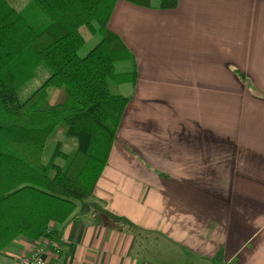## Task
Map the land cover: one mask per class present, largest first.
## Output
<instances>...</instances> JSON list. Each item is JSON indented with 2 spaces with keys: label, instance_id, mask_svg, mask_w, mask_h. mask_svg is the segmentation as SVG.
I'll list each match as a JSON object with an SVG mask.
<instances>
[{
  "label": "crops",
  "instance_id": "crops-1",
  "mask_svg": "<svg viewBox=\"0 0 264 264\" xmlns=\"http://www.w3.org/2000/svg\"><path fill=\"white\" fill-rule=\"evenodd\" d=\"M177 1L115 6L109 28L137 81L86 212L62 229L58 257L44 250L51 264H163L140 258L151 245L194 264H264V0ZM37 245L20 237L2 256Z\"/></svg>",
  "mask_w": 264,
  "mask_h": 264
},
{
  "label": "trees",
  "instance_id": "trees-1",
  "mask_svg": "<svg viewBox=\"0 0 264 264\" xmlns=\"http://www.w3.org/2000/svg\"><path fill=\"white\" fill-rule=\"evenodd\" d=\"M118 2L160 11L178 5L177 0H30L43 18L35 29L0 0V253L20 237L41 247L47 241L48 251L52 244L61 247L64 226L78 209L86 212L131 99L111 85L133 87L138 76L134 56L109 28ZM82 26L100 37L85 56L79 55ZM40 65L49 76L20 102L18 94ZM50 88H63L64 100L51 103ZM61 124L76 145L69 154L58 145L46 165L47 140ZM96 214L117 231L134 230L126 220Z\"/></svg>",
  "mask_w": 264,
  "mask_h": 264
},
{
  "label": "rangeland",
  "instance_id": "rangeland-1",
  "mask_svg": "<svg viewBox=\"0 0 264 264\" xmlns=\"http://www.w3.org/2000/svg\"><path fill=\"white\" fill-rule=\"evenodd\" d=\"M8 3L13 6L18 12L22 13L28 22L34 26L35 29H40L42 26V16L37 12V10L30 4V0H7ZM79 32L85 39L84 46L80 49L79 55L85 56L99 41L100 37L98 35H93L89 31V28L86 26H82L79 29ZM123 65L117 64L116 69L117 71L122 70ZM49 76L48 70L44 67V65H40L37 70L36 77L18 94V100L20 102L24 101L29 94H31L37 87H39ZM113 90L125 95V91H127L128 87L130 86H121L115 87L113 84L111 85ZM48 98L51 103H59L64 100L65 92L63 88H50L48 91ZM65 130V125L61 124L56 127L55 131L51 134L48 138L46 143V153L44 162L48 165L50 158L52 157L53 153L56 151L57 146L59 145L60 151L69 154L72 152L73 148L76 145V140L73 137L65 135L63 132ZM61 159H58L56 162H59ZM51 174V173H50ZM94 197V192H93ZM92 197V198H93ZM154 245V244H153ZM168 247L166 244H164ZM11 247V246H10ZM6 248L4 251L0 253V264H14V259L18 256V250L13 252V256L15 258H7L5 255L2 256L3 253L7 252L9 248ZM170 249V248H169ZM33 250V249H32ZM158 248L155 245L154 247L151 245V249L148 250H139L140 258L151 259V258H160L162 263L169 262V264H194L196 261L192 259L187 253V256H184V250L176 249L171 246V249L168 252H161L158 256ZM23 252L28 253L31 252L24 250ZM24 254V253H23ZM2 256V257H1ZM187 259H186V258ZM226 264H236L235 262H230Z\"/></svg>",
  "mask_w": 264,
  "mask_h": 264
},
{
  "label": "built area",
  "instance_id": "built-area-1",
  "mask_svg": "<svg viewBox=\"0 0 264 264\" xmlns=\"http://www.w3.org/2000/svg\"><path fill=\"white\" fill-rule=\"evenodd\" d=\"M49 243L46 241L41 246H36L31 252L20 254L18 257L14 259V264H51L45 257H44V247ZM52 250L49 251L51 253L52 258L58 257V255L62 251V247L52 244L50 245Z\"/></svg>",
  "mask_w": 264,
  "mask_h": 264
}]
</instances>
